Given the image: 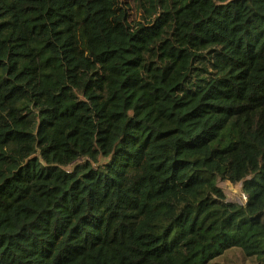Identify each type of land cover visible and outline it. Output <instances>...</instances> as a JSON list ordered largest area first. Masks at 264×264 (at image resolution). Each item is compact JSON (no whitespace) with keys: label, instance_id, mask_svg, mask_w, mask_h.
I'll return each instance as SVG.
<instances>
[{"label":"trees","instance_id":"1","mask_svg":"<svg viewBox=\"0 0 264 264\" xmlns=\"http://www.w3.org/2000/svg\"><path fill=\"white\" fill-rule=\"evenodd\" d=\"M115 1L0 0V264H264V0Z\"/></svg>","mask_w":264,"mask_h":264},{"label":"rangeland","instance_id":"2","mask_svg":"<svg viewBox=\"0 0 264 264\" xmlns=\"http://www.w3.org/2000/svg\"><path fill=\"white\" fill-rule=\"evenodd\" d=\"M131 4L128 0H116L113 7V16L111 17V22L113 26L119 31H126L132 25L129 18V9ZM222 187L225 189L229 201L238 200L242 197L241 185H231L223 183ZM246 264H250L249 261H246Z\"/></svg>","mask_w":264,"mask_h":264}]
</instances>
